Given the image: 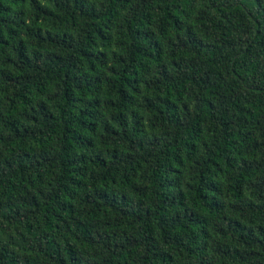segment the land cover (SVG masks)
Wrapping results in <instances>:
<instances>
[{"label": "trees", "instance_id": "1", "mask_svg": "<svg viewBox=\"0 0 264 264\" xmlns=\"http://www.w3.org/2000/svg\"><path fill=\"white\" fill-rule=\"evenodd\" d=\"M0 264H264V0H0Z\"/></svg>", "mask_w": 264, "mask_h": 264}]
</instances>
